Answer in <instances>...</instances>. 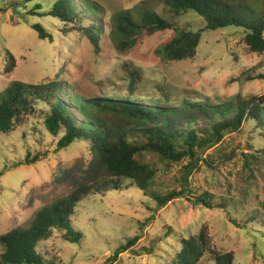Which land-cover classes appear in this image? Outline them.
I'll list each match as a JSON object with an SVG mask.
<instances>
[{"label": "rangeland", "instance_id": "rangeland-1", "mask_svg": "<svg viewBox=\"0 0 264 264\" xmlns=\"http://www.w3.org/2000/svg\"><path fill=\"white\" fill-rule=\"evenodd\" d=\"M86 1L99 10L97 17L87 12L85 17V26L96 24L101 30L96 52L79 32L63 36L56 19L27 14L36 3L47 12L50 0H34L25 7L0 0V92L11 81L34 85L49 78L85 97L115 98L128 94L136 74L141 80L133 94L147 100L162 99L160 90L175 104L264 96V54L250 53L234 28L203 32L192 58L169 62L156 50L171 39L172 31L142 34L127 49L117 48L110 35L115 14L136 13L148 0ZM156 11L178 30L204 28L194 13L173 18ZM35 24L52 34L54 43L39 40L31 29ZM6 51L15 60L8 74L3 72ZM41 115L38 108L23 128L0 134V236L28 227L38 210L66 195L78 181L95 176L89 144L75 142L54 152L58 138L45 132ZM198 152L192 162L185 157L168 168L156 163L155 188L163 195L184 188L180 198L159 209L129 184L91 196L79 203L72 221L71 233L79 234L81 242L55 236L42 244L41 252L47 251L46 258L55 264H172L180 240L205 228L212 250L231 253L232 264H264V132L245 122L238 134H227ZM36 154L42 162L17 166L26 155ZM202 194L213 197V209L197 200ZM136 235L141 236L137 243L114 257ZM199 264L213 262L208 255Z\"/></svg>", "mask_w": 264, "mask_h": 264}, {"label": "trees", "instance_id": "trees-1", "mask_svg": "<svg viewBox=\"0 0 264 264\" xmlns=\"http://www.w3.org/2000/svg\"><path fill=\"white\" fill-rule=\"evenodd\" d=\"M33 1L12 0L11 4L25 7ZM50 1L47 12H41V5L36 3L27 14L56 19L63 26L60 32L63 36L79 32L96 52L101 30L96 24L85 26V17L86 12L87 16L97 17V5L86 0H77L78 5L75 0ZM157 8L173 18L194 13L203 20L204 28L178 30ZM82 23L84 26L79 27ZM112 26L110 35L119 49L133 47L142 34L172 31L171 39L156 50L169 62L192 58L203 32L227 28L242 34L250 53L264 54V0H148L136 13L115 14ZM31 29L39 40L54 43L55 37L41 24L32 25ZM3 62L4 74L10 73L15 60L8 51ZM137 77L136 74L131 77L127 95L115 98L85 97L67 84L49 78L34 85L11 81L0 92V134L9 135L23 128L39 108L45 132L58 138L54 152L65 150L75 142L88 143L95 173L91 180L78 181L66 195L38 210L28 227L1 235L0 264H55L46 258L47 251L41 252V246L55 236L66 242H81L79 234L71 233V226L82 201L129 184L162 209L186 190L163 195L156 189L157 162L167 168L185 157L192 162L198 150L217 145L227 134H238L245 122L254 123L264 132V96L237 95L216 103L185 99L175 104L160 90L162 99L147 100L133 94L135 84L141 80ZM42 160L40 154L33 158L26 155L17 166ZM212 199L209 194L197 198L209 209L214 207ZM140 238L136 235L122 245L114 257L131 249ZM179 243L180 250L172 264H199L208 255L213 264L233 263L231 253L212 250L205 228Z\"/></svg>", "mask_w": 264, "mask_h": 264}]
</instances>
